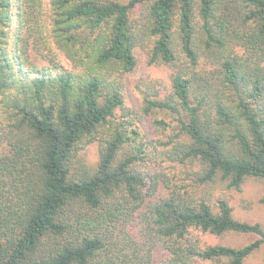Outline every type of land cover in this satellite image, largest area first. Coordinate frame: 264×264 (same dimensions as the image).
Returning a JSON list of instances; mask_svg holds the SVG:
<instances>
[{
  "label": "trees",
  "instance_id": "1",
  "mask_svg": "<svg viewBox=\"0 0 264 264\" xmlns=\"http://www.w3.org/2000/svg\"><path fill=\"white\" fill-rule=\"evenodd\" d=\"M139 53L168 84L129 107ZM248 180L264 184V0H0V264H245L264 227L196 188Z\"/></svg>",
  "mask_w": 264,
  "mask_h": 264
},
{
  "label": "rangeland",
  "instance_id": "2",
  "mask_svg": "<svg viewBox=\"0 0 264 264\" xmlns=\"http://www.w3.org/2000/svg\"><path fill=\"white\" fill-rule=\"evenodd\" d=\"M122 2H128V0H119ZM54 50L58 53V60H61L64 67L71 68L70 62L67 61L63 54H61L55 47ZM139 63L136 70L129 73L125 77L126 94L129 107H133L140 103L141 94L138 90L140 85L144 88L146 84L152 82H164L168 84L167 71L151 66L147 63L146 55L139 53ZM143 126L148 133V139L153 140L154 144L159 145V140L166 139L171 133L169 130H158L154 124L150 122L149 118L143 120ZM171 136V135H170ZM100 147L98 144H93L88 147L87 158L95 164L99 160ZM158 157H161L157 154ZM147 165L144 168L151 173L164 174L165 177L172 179L174 183L192 185L193 168L189 166L170 163L168 161H161L158 158L156 163L155 158L148 160ZM197 195L203 194L209 198L213 206L219 199L227 200L233 207V212L236 218L242 221H248L250 223H260L264 227V204L261 203V199L264 196V184L255 180H248L240 191L228 189L222 182H217L214 185L206 186L204 188H196ZM195 236L203 246L208 245H229L235 247H242L258 239L252 235H237L228 234L224 237H215L209 234L201 232H195ZM245 264H264V247L255 252Z\"/></svg>",
  "mask_w": 264,
  "mask_h": 264
}]
</instances>
